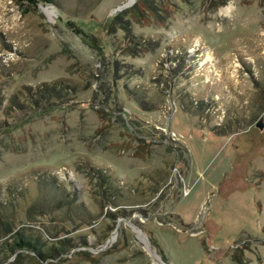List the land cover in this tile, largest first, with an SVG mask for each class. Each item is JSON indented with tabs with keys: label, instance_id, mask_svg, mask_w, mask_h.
Instances as JSON below:
<instances>
[{
	"label": "rangeland",
	"instance_id": "rangeland-1",
	"mask_svg": "<svg viewBox=\"0 0 264 264\" xmlns=\"http://www.w3.org/2000/svg\"><path fill=\"white\" fill-rule=\"evenodd\" d=\"M12 194L13 230L60 253L10 264H264V0H0Z\"/></svg>",
	"mask_w": 264,
	"mask_h": 264
},
{
	"label": "trees",
	"instance_id": "trees-1",
	"mask_svg": "<svg viewBox=\"0 0 264 264\" xmlns=\"http://www.w3.org/2000/svg\"><path fill=\"white\" fill-rule=\"evenodd\" d=\"M26 1L28 4L33 5L34 7L37 6L39 2H50L51 0H22ZM127 39L126 48L130 50H134V44H141V40H139L136 35L133 33H128V35L124 36ZM65 92L66 87L63 86L62 83H54L50 86L43 84L38 88V93L42 96L49 95V92L57 93V92ZM35 100V99H34ZM96 177L98 178V186L103 194V197L106 199L107 202L111 203L112 206H116L114 202L116 185L113 182V179L110 174L106 173L102 170H95ZM60 186V185H59ZM58 186V187H59ZM8 192L13 193V190L9 187ZM59 192L60 196H56L55 199L58 201L59 205H65L67 210L70 209L71 204L66 201L65 198H61L63 195ZM13 198L11 200H6L5 207L1 205L0 202V235L4 234L5 240L0 244V264L5 261H8V264L14 263L15 257L24 253L25 251L31 252L36 258V260H46L48 258H52L55 255H58L60 252L58 250L59 247L56 246L55 243L50 242L47 244L43 239H41L39 234H31L24 231V228H18L13 230L12 223H13V207H14V200H17V195L19 198L22 197L20 194H12ZM66 197V195H65ZM39 205V208H44L48 204L43 203L42 200H39L35 203H32L29 207H33ZM5 208V209H4ZM47 208V207H46ZM3 226V227H2ZM79 239L78 242H75L73 239ZM58 242L63 246L62 248H69L78 245H87L85 235L79 234L76 237H63V239H59ZM60 249V248H59ZM15 258V259H12Z\"/></svg>",
	"mask_w": 264,
	"mask_h": 264
},
{
	"label": "bare ground",
	"instance_id": "bare-ground-1",
	"mask_svg": "<svg viewBox=\"0 0 264 264\" xmlns=\"http://www.w3.org/2000/svg\"><path fill=\"white\" fill-rule=\"evenodd\" d=\"M229 7H230V6H225V7L221 8V10H222L223 12H228Z\"/></svg>",
	"mask_w": 264,
	"mask_h": 264
},
{
	"label": "water",
	"instance_id": "water-1",
	"mask_svg": "<svg viewBox=\"0 0 264 264\" xmlns=\"http://www.w3.org/2000/svg\"><path fill=\"white\" fill-rule=\"evenodd\" d=\"M257 125H258L259 127H261V126H262V124H261V123H258Z\"/></svg>",
	"mask_w": 264,
	"mask_h": 264
}]
</instances>
